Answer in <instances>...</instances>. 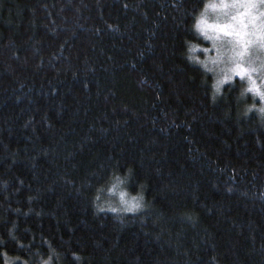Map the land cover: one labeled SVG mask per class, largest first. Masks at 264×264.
<instances>
[{
  "label": "trees",
  "instance_id": "trees-1",
  "mask_svg": "<svg viewBox=\"0 0 264 264\" xmlns=\"http://www.w3.org/2000/svg\"><path fill=\"white\" fill-rule=\"evenodd\" d=\"M212 1L0 0V264H264V115L239 76L213 99Z\"/></svg>",
  "mask_w": 264,
  "mask_h": 264
},
{
  "label": "rangeland",
  "instance_id": "rangeland-1",
  "mask_svg": "<svg viewBox=\"0 0 264 264\" xmlns=\"http://www.w3.org/2000/svg\"><path fill=\"white\" fill-rule=\"evenodd\" d=\"M203 31L208 36L214 56L205 57V64L212 69L216 81L230 74L232 81L239 76L232 68L241 64L245 69H255L259 73L264 68V2L262 0H214L202 15ZM245 96L259 101V97L249 89L247 75ZM221 83V85L223 84ZM121 200V199H120ZM45 264V263H43Z\"/></svg>",
  "mask_w": 264,
  "mask_h": 264
},
{
  "label": "clouds",
  "instance_id": "clouds-1",
  "mask_svg": "<svg viewBox=\"0 0 264 264\" xmlns=\"http://www.w3.org/2000/svg\"><path fill=\"white\" fill-rule=\"evenodd\" d=\"M253 76H254V79H255L256 83L261 86V89L262 90H264V68H261L259 70V73L258 74L254 72L253 73ZM215 85H216V82H215ZM219 92L216 91V87H215L214 94L216 95ZM253 109L258 110L260 114L264 115V101H261L260 98H259V101L258 102L248 104L245 107L244 111L245 112H248V111L253 110ZM119 195H120L121 201L125 205L124 210L132 211V210H134L136 208L141 207V205L138 202H134V201H136V197L135 196H133L129 200H125L124 199V196H125V193L124 192H120Z\"/></svg>",
  "mask_w": 264,
  "mask_h": 264
},
{
  "label": "snow or ice",
  "instance_id": "snow-or-ice-1",
  "mask_svg": "<svg viewBox=\"0 0 264 264\" xmlns=\"http://www.w3.org/2000/svg\"><path fill=\"white\" fill-rule=\"evenodd\" d=\"M262 2H264V0H262ZM198 24H201V22L198 21ZM201 26L203 27V24H201ZM232 71L238 73L241 77L247 75V78L249 80L248 90H251L253 93H255L256 96L260 98L261 101H264V90L261 89V86L256 83L255 79L251 75V72L255 71V69H245L241 64L237 63L232 68ZM231 79L232 77L230 74H225L221 80H217L215 85L216 91H220V85L221 83H223V81ZM213 99H215V94L213 95ZM45 264H47V262H45Z\"/></svg>",
  "mask_w": 264,
  "mask_h": 264
}]
</instances>
